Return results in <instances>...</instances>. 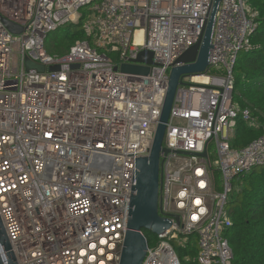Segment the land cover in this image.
<instances>
[{"label": "built area", "instance_id": "1", "mask_svg": "<svg viewBox=\"0 0 264 264\" xmlns=\"http://www.w3.org/2000/svg\"><path fill=\"white\" fill-rule=\"evenodd\" d=\"M211 3L0 0V220L17 264H117L135 160L149 153L169 69L199 41ZM256 15L245 0H220L209 67L176 89L160 152L170 226L147 241L141 264H183L176 248L190 236L198 264H233L224 236L233 180L264 165V130L245 147L229 143L239 115L258 127L232 101V66L252 47ZM82 18L87 39L46 51L50 32ZM141 49L152 52L148 73L120 72Z\"/></svg>", "mask_w": 264, "mask_h": 264}, {"label": "trees", "instance_id": "2", "mask_svg": "<svg viewBox=\"0 0 264 264\" xmlns=\"http://www.w3.org/2000/svg\"><path fill=\"white\" fill-rule=\"evenodd\" d=\"M245 1L257 13V27L249 37L251 49L239 53L232 66V101L240 110H249L258 127L248 126L239 115L229 142L233 148L245 147L264 130V0ZM82 21L83 18L78 24L69 23L50 32L45 41L46 51L63 55L75 40L87 39ZM52 34L60 37L51 45L49 37ZM208 73L221 74L222 71L210 68ZM214 175L219 184L218 173ZM227 209L232 224L224 236L232 250L233 264H264V165L234 178ZM142 232L150 245L155 235L145 229ZM176 252L183 264H198L194 236L189 237L185 247H177Z\"/></svg>", "mask_w": 264, "mask_h": 264}, {"label": "water", "instance_id": "3", "mask_svg": "<svg viewBox=\"0 0 264 264\" xmlns=\"http://www.w3.org/2000/svg\"><path fill=\"white\" fill-rule=\"evenodd\" d=\"M220 0H212L205 25L199 41L187 48L170 67L165 95L156 122L153 139L148 155L135 160V185L130 195L126 231L123 238L117 264H141L147 250V239L142 229L157 235L170 226V222L160 215L159 189L161 183L160 152H169L162 147L166 124L174 101L178 85H186L183 77L204 73L209 67V52L212 48L211 36L214 17ZM5 26L14 33L21 32V28L9 21L3 20ZM135 63H122L119 71L122 73L146 75L148 64L152 63V52L141 49L137 53ZM26 68L42 71V65L26 61ZM50 71L57 70L58 66H50ZM185 154H191L182 152ZM201 156L206 155L204 150ZM177 219V217H176ZM0 264H17L4 227L0 220Z\"/></svg>", "mask_w": 264, "mask_h": 264}, {"label": "rangeland", "instance_id": "4", "mask_svg": "<svg viewBox=\"0 0 264 264\" xmlns=\"http://www.w3.org/2000/svg\"><path fill=\"white\" fill-rule=\"evenodd\" d=\"M59 35L58 34H52L50 37H49V41H50V44L52 45L53 42H55L56 40L59 39ZM230 196V195H229Z\"/></svg>", "mask_w": 264, "mask_h": 264}, {"label": "bare ground", "instance_id": "5", "mask_svg": "<svg viewBox=\"0 0 264 264\" xmlns=\"http://www.w3.org/2000/svg\"><path fill=\"white\" fill-rule=\"evenodd\" d=\"M136 35H137V38L140 39V37H141V32L138 31V32L136 33Z\"/></svg>", "mask_w": 264, "mask_h": 264}]
</instances>
